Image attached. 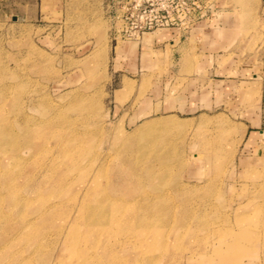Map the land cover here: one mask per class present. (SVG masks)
<instances>
[{"label":"rangeland","instance_id":"374dc122","mask_svg":"<svg viewBox=\"0 0 264 264\" xmlns=\"http://www.w3.org/2000/svg\"><path fill=\"white\" fill-rule=\"evenodd\" d=\"M212 2L136 38L108 0H1L0 264H264V0ZM168 29L176 54L153 45ZM157 197L169 208L142 206ZM97 199L139 219L82 229ZM44 204L82 230L5 249V226L40 225Z\"/></svg>","mask_w":264,"mask_h":264},{"label":"bare ground","instance_id":"6f19581e","mask_svg":"<svg viewBox=\"0 0 264 264\" xmlns=\"http://www.w3.org/2000/svg\"><path fill=\"white\" fill-rule=\"evenodd\" d=\"M149 37L150 36L146 34L144 36V39L146 40ZM225 134H227V138L230 135L228 133H225ZM202 144L207 146V147L208 146L211 147L209 141L207 143L204 141V142H202ZM210 161H213V157L209 155L207 162L210 164L211 163ZM159 168H161V167H159ZM134 176H135V174H133V172H131L130 177L128 175L126 178H124L123 179L124 182L122 181L124 183V186L128 187V184H130V183L133 184L134 178H135ZM64 184L65 183L63 182V180L59 181V182H57L55 184V186H53L52 189H54L57 193H62L65 196L66 193L64 192V189H65ZM180 190H181V188H180ZM170 198L171 197H169V199ZM149 200L150 201L146 200L145 202H143L142 206H144L147 210H151V212L154 209H157V211L158 210H163V207H164L163 205H165L166 208H169L166 204H164V200L161 199V197H157L155 199H149ZM94 202H95V205L90 209L91 212H92L93 218H91V219L89 218L91 216V214L88 215L86 213L84 215L83 214L81 215L82 218L85 221L88 222V224L86 223L85 227L83 226L82 229L96 228L97 225H94V224L91 225L90 224L91 222H94V220L100 221V223L102 222L103 225L107 224L108 226H119V227L129 226V227H133L136 224V222H137L136 218L139 219V216H136V212L134 211V210H136V208L135 207H129L128 205H125L124 204L125 202L121 203V202H116V201H113V200L106 201L104 199H97ZM52 206L53 205L46 206V204H44V206H41L38 209L37 214L40 215V217H41V222L39 223L40 225H38V226L37 225L36 226L32 225L33 223H31V219L26 220L25 218H23V220H22V222L20 224V225H22L21 228H16L15 227V228L12 229V226H10V224L8 223L5 226L6 228L4 229V231L2 230V233H3V235H2L3 236V242L2 243H5V249H7L8 247L11 248L14 245H16V241L17 240H27V241L29 240L32 243H38L45 236V234H46L45 232L47 231L46 228L49 225L52 226V228H55V227H60L61 228V227H64V226L65 227H70L71 231H69V232L71 233V235L72 236H74V235L77 236L76 232H78V230L79 231L82 230V229H80L82 227L81 224L78 223L79 222V216L78 217L77 216H75V217L73 216V218H71L70 217L71 215H67L68 216L67 218L65 217L64 220H59L58 221V218H59L60 215L58 216L57 213H55L54 211H51ZM148 214H150V213H148ZM5 216H6V214H0V218L1 217L4 218ZM89 221H90V223H89ZM138 222L141 225H146V226L150 225V224L158 225V223L159 224L160 223H166V222H158V220L151 221V219L147 220L146 218L145 219L141 218ZM42 229H45V230L43 232H41ZM39 231H40V233L36 234ZM56 231H58V230H56ZM63 242L65 244L66 241H63ZM97 248H98L97 244H94L93 251L98 250ZM6 252L7 251H5V250L3 251L4 254ZM20 256H21V254L14 255L13 256V261L16 260V261L20 262V260H21ZM67 256L68 257H66V258H70L71 257V255H67ZM116 259H118V260H116ZM119 260L120 259L116 257L112 263L114 264V262H118ZM32 261H33L32 259H29V260L27 259L26 263L27 262H32ZM26 263H24V264H26ZM70 263L73 264V262H69V264ZM100 263H101V260H98L97 262H95L94 260H89V257H88L85 261L83 260L82 262H78V263H75V264H100ZM55 264H58V262H55Z\"/></svg>","mask_w":264,"mask_h":264},{"label":"built area","instance_id":"2783aa9c","mask_svg":"<svg viewBox=\"0 0 264 264\" xmlns=\"http://www.w3.org/2000/svg\"><path fill=\"white\" fill-rule=\"evenodd\" d=\"M108 4H122L120 14L130 24L128 35L139 38L159 28H191L203 16L196 15L194 4L214 3L212 0L207 3L199 0H108Z\"/></svg>","mask_w":264,"mask_h":264},{"label":"crops","instance_id":"0c3cea01","mask_svg":"<svg viewBox=\"0 0 264 264\" xmlns=\"http://www.w3.org/2000/svg\"><path fill=\"white\" fill-rule=\"evenodd\" d=\"M12 1V0H9ZM46 4H68L67 0H45ZM1 4V0H0ZM12 4H44V0H13ZM176 33L174 29H168V32H164L160 34L158 37L156 36L155 39L153 40V45L155 47H159L163 50H166L167 45L172 46V52L173 54H176L180 49L179 46L180 44H175V41L177 40V36H175ZM148 45V44H147ZM145 44H142V47H148Z\"/></svg>","mask_w":264,"mask_h":264}]
</instances>
